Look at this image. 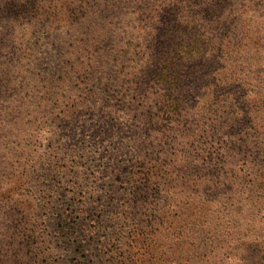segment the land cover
<instances>
[{
	"label": "rangeland",
	"instance_id": "1",
	"mask_svg": "<svg viewBox=\"0 0 264 264\" xmlns=\"http://www.w3.org/2000/svg\"><path fill=\"white\" fill-rule=\"evenodd\" d=\"M200 3L0 0V264H264V0ZM169 21L205 44L174 87Z\"/></svg>",
	"mask_w": 264,
	"mask_h": 264
},
{
	"label": "trees",
	"instance_id": "2",
	"mask_svg": "<svg viewBox=\"0 0 264 264\" xmlns=\"http://www.w3.org/2000/svg\"><path fill=\"white\" fill-rule=\"evenodd\" d=\"M227 1L228 0H202V3L200 4L205 5L208 9H211L213 12L216 11V9L221 6V4ZM175 4L176 3H174L173 5ZM16 6L17 4L15 3H11L10 5V7H16ZM172 22L173 21H169L167 27L164 29V32L162 31V34H160V36L158 35V38L162 39V45L159 48L156 47L155 50L159 52V57L162 60L155 59L156 61L154 63V72H155L154 78L159 83L161 82L167 86L169 85V87H174L179 84L180 78L177 76V73H175L174 71L175 69H178L182 61L188 60L189 58L185 55V52L182 51L181 49L191 46V47H195L197 51H202L201 48L205 45L201 38H195L193 35H190L192 34L193 31V28L190 27V22H186L183 24H175ZM227 23L228 20L225 21L223 24H227ZM178 33H180L179 36H177ZM209 46L211 50L217 51L218 53L221 54L220 46L217 45L216 41H211ZM164 97L167 98V95L163 96V98ZM150 164H151L150 161L145 162L143 160V161H138V163L135 165L134 171H132L133 172L132 178L135 181L134 182L135 186L133 187L132 193H130L132 199L128 198L123 203V205L126 206V209L132 210L134 206H136L141 200H143V198H146V196H148L149 192H151L152 190L151 187L160 186L161 179L159 178V173L156 174L154 172V167H151ZM133 198L135 200H133ZM108 200L110 201L114 200V197L110 195V197H108ZM128 213L130 214V212ZM122 214L125 217L126 213L123 212ZM99 217L101 218L102 216ZM116 218L117 220L121 219L119 215H117ZM72 228L73 227L71 225H68L66 231L69 233ZM62 233L63 231H61V234ZM112 238L110 240H113ZM92 240H93L92 237L87 239L85 241V245L88 247L91 244ZM121 240H123V237L121 238ZM126 244L127 243H124V245ZM90 254L92 258H101V255L96 251H92ZM121 256L123 255L121 254ZM121 256L119 258H121ZM129 258H130L129 255L126 256V260H129ZM115 260L116 259L112 257V259L109 260L108 264H111L113 261H114L113 264H115ZM90 261L91 260H88L87 258L86 260L85 259L80 260L79 263L90 264Z\"/></svg>",
	"mask_w": 264,
	"mask_h": 264
}]
</instances>
